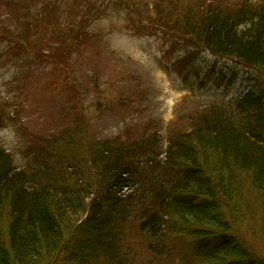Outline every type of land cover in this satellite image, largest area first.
I'll use <instances>...</instances> for the list:
<instances>
[{"label":"trees","instance_id":"obj_1","mask_svg":"<svg viewBox=\"0 0 264 264\" xmlns=\"http://www.w3.org/2000/svg\"><path fill=\"white\" fill-rule=\"evenodd\" d=\"M164 5L156 20L179 38L185 59L206 51L264 75V2ZM102 11L92 0H0V39L48 46L61 77ZM211 109L196 115L187 136L169 140L163 159L153 147L158 135L94 145L77 122L40 142L26 170L0 149V264H50L60 255L67 264H137L133 237L153 258L184 241L193 252L183 261L264 264L236 236L237 219L222 213L236 217L245 177L264 201V92Z\"/></svg>","mask_w":264,"mask_h":264},{"label":"rangeland","instance_id":"obj_2","mask_svg":"<svg viewBox=\"0 0 264 264\" xmlns=\"http://www.w3.org/2000/svg\"><path fill=\"white\" fill-rule=\"evenodd\" d=\"M92 1L103 10L101 18L93 22L85 45L73 48L70 68L61 77L48 58V46L28 41L12 45L0 39V147L17 169L30 168L38 144L76 122L88 130L94 145L130 146L158 135L153 147L163 159L169 140L189 133L196 115L228 107L248 91L264 92V75L233 60L198 51L197 59L183 62L185 47L171 49L181 41L164 35L156 20V13L169 9L161 6L162 0ZM239 185L236 217L228 208L222 213L237 219L236 236L261 260L264 201L249 178ZM130 241L139 249L133 257L137 264H202L192 256L183 261L184 254L193 252L189 242H177V252L169 257L153 258L142 239ZM67 257L60 255L50 264H67Z\"/></svg>","mask_w":264,"mask_h":264}]
</instances>
